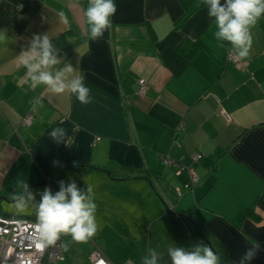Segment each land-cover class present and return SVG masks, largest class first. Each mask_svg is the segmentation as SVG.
Returning a JSON list of instances; mask_svg holds the SVG:
<instances>
[{
  "label": "crops",
  "instance_id": "obj_1",
  "mask_svg": "<svg viewBox=\"0 0 264 264\" xmlns=\"http://www.w3.org/2000/svg\"><path fill=\"white\" fill-rule=\"evenodd\" d=\"M114 2L111 28L92 41L87 0H0L9 37L0 44V213L36 219L13 207L18 182L38 202L45 187L55 194L60 181H74L92 186L107 228L155 229L189 250L208 244L220 264H240L258 242L245 264H264V27L252 29L250 54L236 67L226 55L237 51L216 40L203 0ZM34 33H47L57 50L49 70L71 64L68 78L84 77L92 103L25 84L17 57ZM184 40L199 46L191 58L177 49ZM30 99L41 101L34 111ZM56 127L69 146L48 136ZM196 151L198 182L184 189L186 171L165 158L188 165Z\"/></svg>",
  "mask_w": 264,
  "mask_h": 264
},
{
  "label": "clouds",
  "instance_id": "obj_2",
  "mask_svg": "<svg viewBox=\"0 0 264 264\" xmlns=\"http://www.w3.org/2000/svg\"><path fill=\"white\" fill-rule=\"evenodd\" d=\"M207 14L213 18L217 31L214 36L217 41L228 42L240 59L250 54L253 44L252 29L261 18H264V0H203ZM117 12L114 0H87L84 12L86 24L89 26L87 36L92 41L101 39L105 31L112 26L111 17ZM65 22H67L65 18ZM9 37L6 31H0V44H7ZM19 66L26 69L25 84L32 88L37 85L47 86L53 95L66 91L75 95L82 104L92 103L91 89L85 85L83 76L69 79L74 69L71 64L59 68L53 73L49 70L59 63L57 50L47 33L33 34L27 48L18 54ZM30 110H35L39 99H30ZM48 136L57 144L68 145L72 137L67 130L56 127L48 132ZM54 164L58 161H54ZM19 194L12 197L13 207L17 212L29 211L36 218L35 232L39 238L38 246L43 248L55 245L62 235L70 236V243H86L98 231L96 220L97 205L93 199V188L86 184V191L78 188L74 181L67 185L59 182V191L52 193L51 188L45 187L37 202L33 191L27 182H18ZM67 251L69 245H63ZM259 243L253 242V247L245 251L240 264H245L256 255ZM148 255L141 257V264H159L160 257L153 248L148 249ZM167 255L171 264H220V257L213 248L204 243L193 246L192 250L185 247L170 246Z\"/></svg>",
  "mask_w": 264,
  "mask_h": 264
},
{
  "label": "built area",
  "instance_id": "obj_3",
  "mask_svg": "<svg viewBox=\"0 0 264 264\" xmlns=\"http://www.w3.org/2000/svg\"><path fill=\"white\" fill-rule=\"evenodd\" d=\"M226 59L236 67L241 66V59L231 50L227 51ZM148 86L144 80H139V93L145 94ZM31 116L24 119V124L29 125ZM191 163L182 165L174 159L166 157L165 161L175 167L176 170H185L187 179L184 189H191L198 182V173L195 164L202 158L199 151L190 154ZM176 195L181 191L176 189ZM36 219L29 217L10 216L0 213V264H58L65 261L64 247L65 237L55 245L39 247V238L35 232ZM88 264H116L112 262L102 250L95 245L88 254ZM119 264H133L126 260Z\"/></svg>",
  "mask_w": 264,
  "mask_h": 264
},
{
  "label": "rangeland",
  "instance_id": "obj_4",
  "mask_svg": "<svg viewBox=\"0 0 264 264\" xmlns=\"http://www.w3.org/2000/svg\"><path fill=\"white\" fill-rule=\"evenodd\" d=\"M105 214L95 213L98 231L86 243H70L71 237H65V244H68L69 247L67 251L64 250L65 261L58 264H88V254L95 245L116 264L126 260L131 261L133 264H141V257L149 254V248L157 251L160 257L159 264H171V259L167 255L168 247L183 246L186 250H189L180 237L177 243H175L177 239L171 241L164 236L158 238L155 229L148 233L149 229L147 228H138L132 223L126 224L123 222L115 224L114 227L116 228L114 229L107 228L109 224L104 221L106 219Z\"/></svg>",
  "mask_w": 264,
  "mask_h": 264
},
{
  "label": "trees",
  "instance_id": "obj_5",
  "mask_svg": "<svg viewBox=\"0 0 264 264\" xmlns=\"http://www.w3.org/2000/svg\"><path fill=\"white\" fill-rule=\"evenodd\" d=\"M260 23L261 26L264 27V18L260 19ZM177 49L186 58H191L199 49V46L195 42L184 40L178 45Z\"/></svg>",
  "mask_w": 264,
  "mask_h": 264
}]
</instances>
